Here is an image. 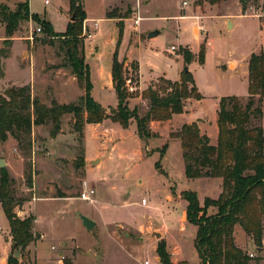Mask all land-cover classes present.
Instances as JSON below:
<instances>
[{"label":"rangeland","instance_id":"374dc122","mask_svg":"<svg viewBox=\"0 0 264 264\" xmlns=\"http://www.w3.org/2000/svg\"><path fill=\"white\" fill-rule=\"evenodd\" d=\"M0 1L14 9L24 0ZM28 1L30 11L50 21L59 34L65 32L69 23L80 20L71 0H50L48 5L43 0ZM239 1L264 4V0ZM77 3L87 11L82 21L81 40L91 70L92 96L109 111L116 106L117 95L114 89L107 88L106 78L115 52L119 59H127L121 52L129 36L126 33L119 37V26L127 18H130L126 22L127 29L134 26V18L142 16L140 28L147 30L154 26L161 31L150 39L143 33V43L139 45L135 43L139 34L133 30L130 47L137 46L136 58L126 63L129 64L128 77L135 87L139 85V62L144 79L149 73L162 69L171 75L177 72L181 66L179 55L184 58L182 47L191 52L190 45L198 48L195 28L200 22L205 24L206 29L200 30V47H204L205 53L209 41L211 45L205 60L203 63L199 60L200 48L196 57L192 52L191 69L186 62L183 69L188 66L196 75L200 91L207 96L209 116H212L214 103L209 95H244L248 91L241 72L235 77L224 75L216 64L227 61L231 55L264 50V23L259 17L240 19L235 28L225 29L224 16L236 11V0H78ZM131 3L138 7L134 8ZM87 13L92 19H88ZM197 14L206 17L202 20L177 17ZM95 21L99 24L97 30L93 28ZM39 26L43 27L41 32L37 31ZM1 28L0 24V36L4 32ZM5 39L4 34L0 41V95L10 87L25 84L31 86L33 96L47 105L54 100L76 102L84 94L62 39L47 35L41 22L23 21L10 47ZM51 40L54 42H49ZM184 42L190 43L180 46ZM173 44L177 47L174 53L171 52ZM3 49L4 52L9 50L7 57L2 56ZM228 65L220 64L230 70L239 67L234 63ZM135 91L137 95L130 99V108L137 106L143 113L147 109L141 95L143 90L136 88ZM241 97L246 101L247 96ZM193 101L189 100V108ZM178 119L150 123L157 136L148 140L139 137L135 120L128 128H123L110 119L86 124L80 138L72 126L73 115L67 114L62 118V129L56 137L50 135L51 124H45L33 125L20 145L12 135L7 141H0V159H5L4 168L16 180L13 186L16 199L23 200L16 211L22 217L34 214L37 217L34 231L44 234L42 239L28 246L25 259L32 264H145L146 261L163 264L157 248L164 240L172 261L200 264L195 247L197 226L187 221V202L182 192L195 191L203 205L206 197L219 196L222 182L215 177H187L180 139L171 136L183 125ZM204 121L212 123L210 117ZM262 124L264 127V114ZM208 130L215 133L211 126ZM162 149H165L164 155H161ZM87 157L91 162H87ZM86 185L96 191L93 202L80 198ZM215 212L214 207L208 209L209 214ZM80 214L95 220V226L87 229ZM8 228V219L0 206V239L8 236ZM234 237L236 244L250 254L249 264H264V250L257 249L239 224ZM53 245L55 250L51 248ZM58 253L64 257L62 262Z\"/></svg>","mask_w":264,"mask_h":264},{"label":"trees","instance_id":"16d2710c","mask_svg":"<svg viewBox=\"0 0 264 264\" xmlns=\"http://www.w3.org/2000/svg\"><path fill=\"white\" fill-rule=\"evenodd\" d=\"M71 1L80 20L69 23L61 34L54 31L50 21L40 19L38 14L30 11L28 0L19 2L14 9L0 2V22L5 27V44L10 47L23 21L33 19L41 22L47 35L62 39L73 73L84 89V94L76 102L59 103L54 100L51 105L33 96L29 84L6 89L0 95L1 142L7 141L12 135L20 145L22 137L31 133L33 125L51 124L50 135L56 137L62 129V118L67 114L73 115L72 126L80 138L84 135L86 124H98L110 119L123 128H128L131 121L135 120L139 137L148 140L157 136L150 127L152 121H168L175 114L186 110L188 99L200 100L204 97L193 73L185 66L178 80L161 76L142 92L147 102L145 112L140 113L137 106L130 108V99L137 94L128 89L129 65L125 63L126 58L119 59L115 52L111 75L118 102L109 111L92 96L91 70L86 63L81 40L86 11L81 3H77L78 0ZM119 28V37L122 38L124 23ZM203 49L199 53L201 63L205 60ZM182 52L188 65L194 54L185 47H182ZM8 55L7 49L2 56ZM248 82L246 101L235 94L220 98L216 144L211 143L210 136L201 131L198 121L184 123L171 134L180 139L188 178H222L220 195L217 198L206 197L203 205L195 191L182 192L187 202V221L197 226L195 247L200 264L250 263V254L235 242L237 224L251 237L258 250H264V51L251 54ZM164 153L165 149H162L161 155ZM15 182L6 168H0V203L8 219L12 238L7 264H32L25 259V251L39 238V233L34 231L37 217L34 214L22 217L17 213L16 207L23 200L18 201L15 197ZM28 183L32 184L31 174ZM210 207H214L216 212L209 214ZM157 252L163 264H189L186 261H172L164 240ZM17 253L21 256H16Z\"/></svg>","mask_w":264,"mask_h":264},{"label":"crops","instance_id":"0c3cea01","mask_svg":"<svg viewBox=\"0 0 264 264\" xmlns=\"http://www.w3.org/2000/svg\"><path fill=\"white\" fill-rule=\"evenodd\" d=\"M0 2H2V1H0ZM246 3H248V2H246ZM246 3L245 4L244 3L241 4V2L239 0H236V5H237L236 11L235 12H227V14H225L226 16H224L225 17V20H224V27H225V29H228L229 28L228 27V21H231V23H232V26L230 28H235L239 24L240 19L250 18V17L251 18H255V16H244L243 15L242 12H243V9L247 5ZM131 5H133L134 8H137L138 7V6H135L132 3H131ZM87 15H88V13H87ZM208 16H210V15H208ZM140 17H142V16H140ZM177 17H179L181 19H184V18H187V17H193V18H197L199 20H202L206 16H204V17L202 16L201 17L200 15L197 14L196 16H189L188 15V16H177ZM105 18H107V17L105 16ZM142 18H141V20L139 21L138 24L135 23L136 18H134V26H132V27L130 26V27H128V29H127L126 22L130 18H127L125 20L123 35L126 36V33H127V36H129V38H128L129 41H128V44H127L126 48L121 53L124 56H127L126 61H128V59L132 61L133 60L132 58H136L135 55H134V52H135V48L137 46L135 48L132 47V46L130 47L131 35L133 34V30H136V32L139 34V36H138L139 39L136 38L135 39V43H138L139 42V45H140L141 43H143L142 40H141L142 39L141 38L142 37L141 35L143 33H147L148 34L150 31H153V30L157 29L154 26H151V28H148L147 30H143L142 28H140V23L142 21ZM256 18H258V17H256ZM88 19H92V18H90L89 15H88ZM107 19H109V21H114V18H107ZM259 19H260V22L264 23V20H261V18H259ZM0 24L2 25L1 32L4 31L3 34H1V36H0V41H1V39L3 38V35L4 34L6 35V33H5V27H4V25L1 22H0ZM202 25L205 26L204 23H201L200 22L199 25L195 28V31H196L195 41L197 42V45L199 47L195 49L192 45H190V48H191L192 52L195 54V57L198 54L197 51H199L200 48H201L200 47V36H201L200 30H201V26ZM93 28L95 30L99 29L98 22H96V21L94 22ZM91 36H93V34H91ZM186 43H190V42H184L183 44H180V46L181 45H184ZM210 46L211 45H210V41H209V44H208L207 49L205 51V56H206V53H208V49L210 48ZM253 52L254 51H251V52H249L247 54H244V55H241V56L231 55V56L228 57L227 61H219L216 65L219 67V71L222 74H224V75L226 73H228L229 76L232 75L233 77H235L238 73L241 72L242 73L241 76L245 80V83H246V85L248 87V84H249V82H248L249 59H250V56H251V54ZM126 53L128 55H125ZM255 53H259V52L256 51ZM179 58H180L179 60H180L181 66L179 67V69L177 70V72L172 73V75H171L167 70H163L162 69L161 71L149 73L148 76L145 79L143 77V73H142V70H141V65H140V62H139V85H138V87L136 86V88H139L140 90H143L144 91L153 81H156L161 76H164V77H166L168 79H171V80H178L180 78L179 74L181 73V70L183 69V64L185 63L184 58H183V56L181 54L179 55ZM194 59H196V58H194ZM223 62L228 63L229 64L228 66H230L231 63H234V64H236L239 67L237 69H233V70H230L228 68L224 69V68H222L220 66V64L223 63ZM126 64L129 65L128 63H126ZM188 66L190 67V63L188 64ZM202 66H204V64H202ZM111 68H112V64H111ZM190 69H191V67H190ZM192 73L194 75V72L193 71H192ZM194 78H195V81H196V84H197L198 88H201V86L198 83V80H197L196 75H194ZM106 79H107V82H108L107 88H109L110 90L114 89L113 81H112V75H111V69L108 72V77ZM78 85H79V83H78ZM102 86L104 87L105 84L103 83ZM201 93H202V91H201ZM247 94H248V91L244 95H240V96H247ZM225 95H232V94H216V95L213 94V95H209V97L212 98L213 101H214V103H213V109H212V112H213L212 113V116H209V114H208V109L206 107L207 106V103H206L207 102L206 101L207 100V96L205 94H203L204 97L202 99H200V100L188 99L187 100V105H190L191 104L189 102V100H194L192 107L189 108V106H187L186 107V110L183 113L175 114L170 120H175L176 118H179L178 120L180 121V124L181 125L184 124V123H191L193 121H198L201 130L208 131L207 134L210 136L211 141L214 142L213 144H216L217 143V140H218V131H219L218 130V124H217V110L219 109V100H220V98L222 96H225ZM235 95H237V94H235ZM117 102H118V99H117ZM188 110H190V111L188 112ZM208 117H210V119L212 120V123L211 124H208L207 122L204 121ZM170 120H168V121H170ZM156 123H161V122L160 121H152L151 122V124H153V125H155ZM208 126H211L215 130V133L213 132L214 134H211V132H209ZM214 138H215V140H214ZM182 159H183V156H182ZM90 160L91 159H89L87 157V162H89ZM212 178H210V179H212ZM215 178L217 180H219L220 182H222V178H220V177H215ZM199 179H203V177H201ZM218 195H220V194H218ZM213 198H217V197H213ZM0 206L2 207L1 203H0ZM185 211H186V209H185ZM8 230H9L8 236H5L6 237L5 239H0V241L2 240L0 242V264H7V259H8L9 253L11 251V248H12V240H11L12 238H11V235H10V226H9ZM162 235H163V233H162ZM43 236H44V234L40 231V233H39V239L37 241H39L40 239H42ZM238 246H240V245H238ZM59 254L60 253H58V255Z\"/></svg>","mask_w":264,"mask_h":264},{"label":"built area","instance_id":"2783aa9c","mask_svg":"<svg viewBox=\"0 0 264 264\" xmlns=\"http://www.w3.org/2000/svg\"><path fill=\"white\" fill-rule=\"evenodd\" d=\"M43 1H44L45 5H48V4L51 3L50 0H43ZM184 4L186 5L187 1H184ZM242 13H243L244 16H255V17H259V18L260 17H264V4H261V5L258 4L257 5L256 3H253V2L249 3L243 9ZM141 18L142 17L137 16L136 20H135V23L138 24L139 21L141 20ZM201 30H205V26L204 25L201 26ZM37 31L38 32L42 31L40 26L37 27ZM176 50H177V47L175 45H172L171 46V52L174 53ZM127 85H128L129 91L133 92V91L136 90V87L133 86L132 81H131L130 78L127 80ZM95 193H96V191H95L94 188L86 185L85 189L82 191V193L80 195V198L85 200V201L93 202ZM144 202L146 203V199H144ZM52 248L55 249L56 247L53 246ZM251 256H252V254H251ZM63 258L64 257L62 255H59V262H62ZM145 264H149V261H146Z\"/></svg>","mask_w":264,"mask_h":264},{"label":"water","instance_id":"95a60500","mask_svg":"<svg viewBox=\"0 0 264 264\" xmlns=\"http://www.w3.org/2000/svg\"><path fill=\"white\" fill-rule=\"evenodd\" d=\"M72 19H74V17H73ZM231 26H232L231 21H228V27L230 28ZM160 32H161L160 30L155 29V30H153V31H150V32L147 34V37H148V38H153V37L159 35ZM187 70H189V69L187 68ZM92 162H95V161H92ZM5 166H6L5 159H4V158L0 159V168H4ZM80 217L82 218L83 224H84V226H85L87 229H91L93 226H95V224H96L95 221L92 220L91 218H89L88 216L83 215V214H80ZM158 234H159V233H156V235H158ZM16 256L19 257L20 254L17 253Z\"/></svg>","mask_w":264,"mask_h":264}]
</instances>
